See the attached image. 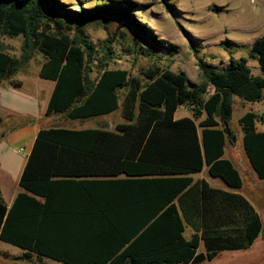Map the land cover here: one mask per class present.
<instances>
[{
	"label": "trees",
	"instance_id": "1",
	"mask_svg": "<svg viewBox=\"0 0 264 264\" xmlns=\"http://www.w3.org/2000/svg\"><path fill=\"white\" fill-rule=\"evenodd\" d=\"M76 2L77 8L63 0H0V85L42 53L40 76L55 81L47 116L87 119L121 109L126 121L111 128L39 130L19 180L23 191L8 206L0 189V241L23 251L12 259L195 264L222 250L252 245L263 221L250 203L205 181L193 198L190 174L208 167L229 186L242 185L239 171L224 157L225 147L237 138L231 127L235 96L251 103L264 100V35L251 46L262 75L253 74L246 57L231 56L221 66L204 60L200 42L188 31L201 82L191 84L185 71L158 64L133 75L108 67L111 45L96 57L87 25L117 22L131 34L127 51L135 56L174 55L178 45L137 18L134 10L146 4ZM163 3L175 16L177 6ZM5 36L23 37L21 56L5 49ZM96 58L100 72L93 78ZM182 105H190L193 116L177 118ZM258 117L250 110L239 123L246 154L264 179V131L257 129ZM231 206H240L241 225L228 231L223 226ZM187 224L194 229L189 237ZM202 243L205 254L198 252ZM0 264L7 263L0 259Z\"/></svg>",
	"mask_w": 264,
	"mask_h": 264
},
{
	"label": "rangeland",
	"instance_id": "2",
	"mask_svg": "<svg viewBox=\"0 0 264 264\" xmlns=\"http://www.w3.org/2000/svg\"><path fill=\"white\" fill-rule=\"evenodd\" d=\"M63 1L70 3L71 7L77 8L76 0ZM135 1L146 4L134 10L137 18L153 27L160 37L178 45V52L174 55L164 54L161 58L129 54L127 51L131 43L129 31L125 28L120 29L117 22L105 24L103 21H96L87 25L85 32L88 39L95 46L97 58L104 56L106 47L111 45L112 53L107 58L109 68H125L133 75L141 76L142 69L158 64L164 68L169 67L174 71L183 70L187 73L191 84L199 83L202 80L201 73L197 58L185 34V31H188L197 37L200 42L199 54L204 60L221 66L227 64L231 56L236 58L246 57L252 71L254 73L259 71L258 59L251 54V46L249 44L256 36L264 34V0H169V2L177 6L175 16L168 12L163 0ZM227 40H232L238 45L228 44L226 43ZM1 41L7 51L15 56H21L22 36H5ZM221 41H225V45H221ZM43 58L42 53H36L34 60L29 64L30 66L28 68L26 66L23 69L25 72L20 70L14 76L16 80L23 82L25 89L32 88L36 90L42 85H51L53 83V81L45 80L39 76L40 64ZM97 58L92 64L93 78L98 77L100 72ZM4 85H8V80H4ZM250 110L259 112L260 116L263 115L264 100L251 103L235 96L231 127L240 141L236 140L233 144L228 142L226 148L230 154L238 152L240 147H242L245 154L243 144H241L242 139H240L242 131L239 119L245 112ZM4 116L0 131H6L7 128L12 129L18 123L13 116L6 114ZM183 116H193L190 105H182L177 110L176 117L180 118ZM46 120L45 118V120L40 121L45 122ZM124 121L126 120L122 115L121 109L110 115L72 120L75 125L80 122V128H111L116 123ZM35 124L36 127L40 126L39 121H36ZM62 124L67 125L66 123ZM257 126L264 128V123L261 122L260 117H258ZM41 128L47 127L43 126ZM19 146L20 144L16 141L5 139V143L0 147L2 164L11 166L21 163L22 156L17 152ZM1 169L2 166L0 171ZM12 181L11 184L4 183L0 175V185L8 203H10L12 196L20 191V187L16 183V176L13 177ZM261 202L264 203V199H261ZM260 251H264V241L261 237L257 240L249 256H253L252 258L255 261L257 259L260 261ZM22 252L19 247L0 241V259L6 261L7 264H40L35 257L31 262L12 259L13 256L20 255ZM239 256L240 252H223L214 260L203 264H246L247 260L239 261ZM44 261V264H55L49 260Z\"/></svg>",
	"mask_w": 264,
	"mask_h": 264
},
{
	"label": "crops",
	"instance_id": "3",
	"mask_svg": "<svg viewBox=\"0 0 264 264\" xmlns=\"http://www.w3.org/2000/svg\"><path fill=\"white\" fill-rule=\"evenodd\" d=\"M259 37L261 36H256L254 40L250 42L249 45L252 46L254 41ZM33 60L34 58L30 60L20 70L25 72L23 69L26 68V66L28 68L30 66L29 64ZM44 61L45 59L43 58L42 63L40 64L41 67ZM258 69L259 71L257 73H254L252 71L254 75H262L263 72L260 68V65ZM20 70L18 72H20ZM40 70H39V76H40ZM15 75H13L9 79H5V80H8V85L5 86L4 81L0 85V116L2 117L3 121L5 117L4 114L13 116L18 123L12 129L7 128L6 131H0V147L2 146V144L5 143V139L7 138L11 141L13 140L16 141L17 143L20 144L19 148H17V152L18 154H21L22 160L19 165L13 164L11 166H8L5 164H2V158H1L0 167L2 166V169H1L2 172L0 171V175H1L2 181L7 184H11L13 182L12 181L13 177L16 176V183L19 185V180H20L21 174L23 172V169H24V166L27 160V157H24L23 153L19 152L20 148L24 147L27 153L29 154L41 127L43 126L47 128L67 127V128H73V129H85V128H80V122L76 123V125L72 122V120H80V118L71 119L63 113H53L49 116L46 115V110L48 108L49 100L51 98V95L55 87V81H53L51 85H42L36 90L32 88L25 89L23 82L16 80L14 78ZM255 112L260 114L257 111ZM45 118L47 119L45 122L40 121V120H45ZM36 121H39L40 126L38 125L36 127V124H35ZM261 122L264 123V121L262 120ZM62 123H66L67 125H63ZM257 129L258 131H264V128H259L258 126H257ZM241 131H242V128H241ZM243 136H244V133L242 131V134L240 137V139H242L241 144H243ZM236 140L240 141L239 138H236ZM228 142L230 141H227L226 146H228ZM239 150L236 153L230 154L228 153V150L225 147L224 157L230 159L233 162L236 169L239 171V174L242 179V185L240 187L235 188V187L229 186L227 183L224 182L222 178L212 176L209 173L208 167H205L200 172L190 174V176H192L193 178V182L190 186L191 187L190 193L193 198H198L200 194L201 185L205 181L212 188L219 189V190L232 193V194L241 195L244 199H246L250 203V205L254 208V210L261 217L263 221V230L260 233V235L256 238V240L254 241L252 245L246 248H241V249H225V250L220 251L213 259L211 260L205 259L202 262L195 263V264H203L204 262L212 261L223 252H240V256L238 257L239 261L247 260L246 264H264V251H260L261 252L260 261L258 259L255 261V259L252 258L253 256L251 257L249 256L252 249L255 247L257 240L261 237L262 240L264 241V218H263L264 203L261 202V199H264V179L260 178L258 174L256 173V171L253 169L252 164L246 154V151L244 154L242 147H240ZM19 187H20V191H23V188L20 185ZM0 189H1V196L8 206L12 204L15 197L20 192L18 191V193L14 194L11 198L10 203H8L4 197V191L1 185H0ZM224 205L227 206V204H224ZM241 213L242 212H241L240 206H237L236 208L231 206L227 214L228 222L226 226L225 225L223 226V228H227L228 231H231L234 228H238L241 225ZM193 232H194L193 227L187 224L186 230H185V236L189 237ZM198 252L204 253V254L206 253V248L203 243L198 248ZM248 259H250V261H248ZM45 260H49L50 262H53L55 264H60V262H57L51 259H45ZM190 264H193V263H190Z\"/></svg>",
	"mask_w": 264,
	"mask_h": 264
},
{
	"label": "built area",
	"instance_id": "4",
	"mask_svg": "<svg viewBox=\"0 0 264 264\" xmlns=\"http://www.w3.org/2000/svg\"><path fill=\"white\" fill-rule=\"evenodd\" d=\"M263 116H264V114H263ZM260 119H261L262 121H264L263 118H262L261 116H260ZM20 152L23 153L24 157H27V156H28V153H27V151L25 150L24 147H21V148H20Z\"/></svg>",
	"mask_w": 264,
	"mask_h": 264
}]
</instances>
